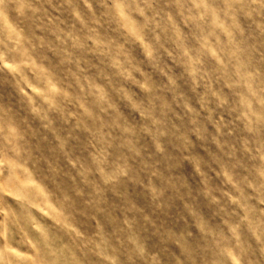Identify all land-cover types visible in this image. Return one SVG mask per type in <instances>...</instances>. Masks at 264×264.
Returning a JSON list of instances; mask_svg holds the SVG:
<instances>
[{
	"label": "clouds",
	"instance_id": "1",
	"mask_svg": "<svg viewBox=\"0 0 264 264\" xmlns=\"http://www.w3.org/2000/svg\"><path fill=\"white\" fill-rule=\"evenodd\" d=\"M0 264H264V0H0Z\"/></svg>",
	"mask_w": 264,
	"mask_h": 264
}]
</instances>
